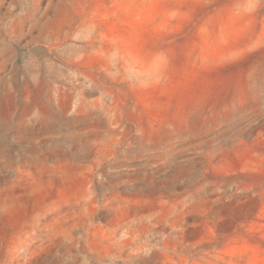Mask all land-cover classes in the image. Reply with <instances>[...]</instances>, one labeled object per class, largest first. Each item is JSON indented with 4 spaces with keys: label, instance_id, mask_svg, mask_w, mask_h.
Listing matches in <instances>:
<instances>
[{
    "label": "rangeland",
    "instance_id": "374dc122",
    "mask_svg": "<svg viewBox=\"0 0 264 264\" xmlns=\"http://www.w3.org/2000/svg\"><path fill=\"white\" fill-rule=\"evenodd\" d=\"M0 264H264V0H0Z\"/></svg>",
    "mask_w": 264,
    "mask_h": 264
},
{
    "label": "crops",
    "instance_id": "0c3cea01",
    "mask_svg": "<svg viewBox=\"0 0 264 264\" xmlns=\"http://www.w3.org/2000/svg\"><path fill=\"white\" fill-rule=\"evenodd\" d=\"M3 178L0 176V191H6L7 190V186H6V182L3 183L2 180Z\"/></svg>",
    "mask_w": 264,
    "mask_h": 264
}]
</instances>
